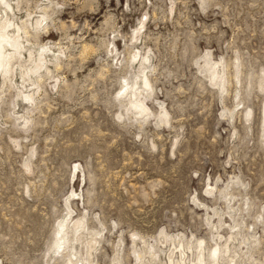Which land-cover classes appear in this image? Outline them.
Returning <instances> with one entry per match:
<instances>
[{
	"label": "rangeland",
	"instance_id": "1",
	"mask_svg": "<svg viewBox=\"0 0 264 264\" xmlns=\"http://www.w3.org/2000/svg\"><path fill=\"white\" fill-rule=\"evenodd\" d=\"M8 2L33 50L0 76V264H163L180 237L264 264V0Z\"/></svg>",
	"mask_w": 264,
	"mask_h": 264
},
{
	"label": "bare ground",
	"instance_id": "2",
	"mask_svg": "<svg viewBox=\"0 0 264 264\" xmlns=\"http://www.w3.org/2000/svg\"><path fill=\"white\" fill-rule=\"evenodd\" d=\"M7 10L11 11V13H12L13 8H12L11 4L8 2V0H0V21H2L1 24H0V76L1 75L5 76V74H6L5 71L9 68L8 66H10L12 64L11 62L15 58V53H17L20 56H22L23 51L26 50L31 56L32 52L30 50H33V48L32 49H27V47L25 46L26 44H23L22 42H20L22 27L17 25V24H15L13 19L8 17V11ZM45 20H46L45 15H42L39 24L43 23V21H45ZM143 27H144L143 23L140 22L139 28L135 31L137 36H139V33H140L139 30L141 28H143ZM9 29H13V30L11 31ZM25 33L26 34L29 33L27 28L25 29ZM31 47H32V45H31ZM37 52H39V51H35L36 54H37ZM50 52L51 51H47L45 47L40 49V52L38 53V55H36L35 62L33 64V66L29 70L28 79H25V72L19 71V74L21 75V79L24 81L22 83V85H21V89H23L21 91L22 92V98H23V100H25L26 103H32L33 102V100L35 99L33 97L34 96L33 94H35L34 92L37 90V88H39V87H36L35 83L33 82V78L35 79L34 81L40 83L43 80V78L45 77V74L50 72L49 64L51 62H53L52 59H50V60H48L49 58L47 59V57L50 56V55H48V53H50ZM8 56H10V57L8 58ZM51 58H54V56H52ZM141 59H142V62H144V61H145V63L149 62V58L148 57L143 56ZM58 60H59V58L56 57L55 58V61H56L55 65L57 67L60 64L58 62ZM145 68H146V66H143V69H145ZM14 69L15 68L13 66H10V70L8 71L10 74L12 73L11 74L12 77H14ZM211 69H212L211 67L205 66V70H207L208 73L212 72ZM141 78L144 81V84H143L145 86L144 88L139 87V88H136L134 90L133 89L134 85H131L130 83H127L125 85V87H124V90L122 92V96L121 97H129L127 99V102L129 103L130 109L134 108L135 110H137L136 114H140L139 116L143 117V116H147L148 115V113H147L148 112V107L140 99H141V97L144 94L147 93L149 83H148V80H147V77L145 76V74ZM27 80H31L32 83L30 81V84L25 86L24 83ZM14 84L16 85V83H14ZM27 87H31V88L28 89ZM119 94L121 95V93H119ZM143 100H145V99H143ZM160 107H162V106H160ZM134 114H135V112H134ZM164 115H165V118H166L167 115L165 113H164ZM20 119L22 120L23 124H26V123L29 122V119L27 117H25L24 115H22L20 117ZM263 123H264V120H263ZM263 126H264V124H263ZM68 216H70V214ZM65 221H67V218L65 219ZM63 224H62V226H63ZM82 224H83V220L82 219H80V220L78 219L77 222H76V228H78L76 234H78L79 230H81L83 228V227H79ZM162 235H164V234H162ZM165 236H166V234H165ZM166 237H169V236H166ZM217 238L220 239L221 237L219 235H217ZM230 238H232L231 241H235L236 240L235 237H230ZM176 239H174L173 241H175ZM253 241H255V239ZM200 242L203 243L202 240H200ZM96 243H97V239L95 237L93 238L92 237V233H91V236H89V241L87 243L88 250H90ZM175 243H176V241H175ZM239 243H240V245L243 244V242H241V241H239ZM190 244H191V242L188 245L184 246L183 245V239H181V237L179 239H177V245L176 244H171L174 249L169 251V254H167V262H164L163 264H174V261L178 262V264H207L206 260L204 258V253H205L204 252V248L200 247L199 245L197 246V249H196L197 252L194 254V259H190V255H191L190 254V251H191V245ZM203 244H201V245H203ZM57 248L63 249V243L62 244L61 243H57ZM230 248H231L230 247V243L226 242V244L223 247V252L222 253H224V255L226 256L230 252ZM176 249H179L178 250L179 256H175L174 250H176ZM249 250H250V248L247 247V253H248ZM141 251H139V252H141ZM192 251H191V253H192ZM141 253L143 255V254L147 253V251L146 252L142 251ZM141 253L138 254L139 257L142 256ZM148 253L151 256L155 254V252H148ZM211 253L212 254L210 255L211 256L210 264H219V262H220L219 261L220 260L219 259V247H218L217 244H216V247L213 248V251ZM192 256H193V254H192ZM234 257L235 256H229V260H228L227 264H237ZM246 259H248V258H246ZM88 262H89V264L91 263L90 261H88ZM241 263L242 264H249V261L247 260V261H243ZM66 264H79L74 253L69 252V254H67Z\"/></svg>",
	"mask_w": 264,
	"mask_h": 264
}]
</instances>
